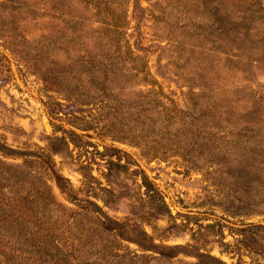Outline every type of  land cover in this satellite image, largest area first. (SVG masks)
I'll use <instances>...</instances> for the list:
<instances>
[{
  "label": "rangeland",
  "instance_id": "rangeland-1",
  "mask_svg": "<svg viewBox=\"0 0 264 264\" xmlns=\"http://www.w3.org/2000/svg\"><path fill=\"white\" fill-rule=\"evenodd\" d=\"M109 1L116 19L128 21L122 42L129 41L141 58L125 61L124 68L133 75L104 88L102 99L75 101L67 92L75 95L86 86L74 80L68 86L51 84L29 62L35 61L33 40L45 29L57 41L60 34L72 38L71 30L61 28L59 19L40 16L42 0H0V142L13 149L0 150V157L10 165L25 158L46 161L32 164L49 178L57 201L77 208L73 196L56 185L51 169L69 179L70 195L96 201L103 216L117 221L114 230L85 223V261L108 264L101 253L102 245H108L115 254L110 264H134V252L144 254L136 264H220L218 259L227 264H264V213L249 212L245 206L246 200H254L242 190L234 135L177 131L174 122L161 139L159 121H150L149 105L160 114L191 107L184 102L191 82L184 78L186 70L177 67L179 54L188 49L180 45V38H189L205 15L193 0ZM134 6L143 10L134 11ZM133 12L141 16L136 18ZM193 50L192 55H199L196 47ZM75 54L53 52L44 58L42 70L55 64L53 60L67 62L66 56ZM194 61L191 67H196ZM240 74L219 72L222 78L211 85L220 89L219 84L226 83L230 95L231 86L243 83L238 81ZM251 86L264 100L263 72L254 76ZM149 94L155 98L152 104ZM237 102L239 109L247 106ZM140 229L148 233V240ZM137 240L156 246L144 250Z\"/></svg>",
  "mask_w": 264,
  "mask_h": 264
},
{
  "label": "trees",
  "instance_id": "trees-1",
  "mask_svg": "<svg viewBox=\"0 0 264 264\" xmlns=\"http://www.w3.org/2000/svg\"><path fill=\"white\" fill-rule=\"evenodd\" d=\"M193 1L205 19L192 27L189 38H180V45L183 43L188 49L187 54H179L177 65L186 70L184 78L191 82L190 90L184 95V102L191 107L160 114L149 105L150 121H159L161 139H164V129L174 122H177V131L234 135L244 177L242 190L254 200L252 203L246 200L245 206L249 212L264 213V100L251 86L258 72L264 74V0ZM41 6L40 16L59 19L63 23L61 28L70 29L73 34L72 38H61L60 34L57 41L55 35L45 29V34L33 40L35 61L31 58L29 62L41 70L45 81L59 86L64 83L68 86L72 80L77 84L80 82L86 89L75 95L68 91L67 96L75 101L80 98L85 101L102 99L104 88L124 83L133 75L124 68V63L128 58L136 60L141 55L134 51L129 41L122 42L128 21H121V17L120 21L116 19L109 0H42ZM198 6L205 8L204 11ZM133 9L143 10L138 6ZM133 15L136 18L141 16L135 12ZM95 22L101 24L95 27L92 25ZM138 42H135L137 46ZM207 42L209 45H205ZM193 47L199 55H192ZM63 49L75 52L76 56H66L67 62L53 60L55 64L42 70L44 58ZM193 59L196 67H191ZM132 66L137 68L136 71H142L136 63ZM223 71L232 76L241 73L238 81L243 83L231 86L230 95L226 83L219 84L220 89L211 85L215 84L213 79L222 78L218 73ZM241 91L244 94L237 95ZM151 95L148 99L152 104L155 98ZM237 100L245 101L247 106L239 109ZM50 112L54 114L55 110ZM175 117L176 120L171 119ZM51 149L57 151L54 147ZM0 150L13 151L2 142ZM32 163L38 166L46 161H39L37 157L25 158L23 163L10 165L0 157V264H95L82 259L85 223L114 230L117 221L103 216L96 201L70 195L69 179L51 169L56 185L73 196L77 208L57 201L49 178L43 171H37ZM230 208L226 210L231 212ZM136 231V228L132 229L133 234ZM138 232L142 238L149 239L144 229ZM136 242L144 250H153L156 246L153 241L148 244L140 240ZM102 246L105 247L101 253L107 256L110 264L114 251L108 245ZM142 255L134 252L133 263L136 264ZM218 262L227 264L221 259Z\"/></svg>",
  "mask_w": 264,
  "mask_h": 264
}]
</instances>
